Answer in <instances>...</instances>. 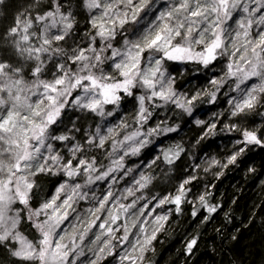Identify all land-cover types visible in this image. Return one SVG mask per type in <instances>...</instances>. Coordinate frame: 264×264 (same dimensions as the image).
<instances>
[{"label": "snow or ice", "instance_id": "obj_1", "mask_svg": "<svg viewBox=\"0 0 264 264\" xmlns=\"http://www.w3.org/2000/svg\"><path fill=\"white\" fill-rule=\"evenodd\" d=\"M2 2V0H0ZM84 6L89 9H100L101 15L93 17L90 21L91 27L96 29L95 35L90 37V46L74 51L68 59L72 65H79L73 71L64 63L55 64L59 72L51 81L40 79L46 72V61H51L53 56H67L68 54L60 47H53L59 41L70 38L75 26V16L72 10L65 6L63 0H53L49 5L50 10L34 17L25 16L22 20L19 17L15 20V26L7 33V43L14 50V54L23 62H33V66L25 71L24 64L13 66L7 61H0V108L4 111L0 114V145L11 158V163L0 160V246L7 248L11 255L24 260L35 261L37 264H74L69 260L70 254H77L79 247L72 241L71 245L61 243L63 235H59L62 222L67 219V211L60 213L62 207H70L69 201L72 196L59 206L56 199L63 191L66 184H61L57 189L56 197L45 202L37 208L30 206L31 193L35 187V181L29 177H35L41 173L52 175L63 174L69 179H75L81 175L86 177V184H92L97 180L107 178L115 168H109L101 174L93 176L98 172L95 158H87L88 152L93 148H103L110 136L100 134L97 127L93 135L85 136L83 143L76 141L74 136L68 134H56L54 126L62 123L61 114L66 106L85 109L105 115V106H118L124 97H133L134 91L145 89V95H139L136 99L139 102L137 123L142 127L151 118L152 113L145 106L146 100L151 104L157 98L165 104L171 102L177 108L183 110L188 116L193 114L194 106L202 95L209 97L208 103H215L217 91L223 87L227 79L236 78L235 89L241 90L253 77L259 78L261 83L253 85L239 100L233 103V110L230 115L235 117L255 108L258 103V93H264V28L260 29L256 38H252L253 25L264 26V0H178L175 6L161 12L157 17L161 23L151 29L142 38L131 41L124 40V48H114L111 41L117 34V28L123 29L130 21L135 22L139 13L148 5V0H82ZM254 5V6H253ZM123 8L124 10H120ZM242 13L238 19H233L234 13ZM259 14V15H257ZM232 21L238 30L235 31L231 40L226 37L232 36L226 25ZM35 22V27H34ZM42 24V27H38ZM52 29H57L58 34H51ZM97 38L101 47L97 48ZM240 47L236 46L241 41ZM232 45L230 55H239L240 63H229L225 78L213 79L211 84L216 91L204 92L192 95L191 97L177 94L173 88L174 78L166 77V70L163 67L165 60L189 62L195 61L205 67L212 64L217 56H224L228 52V44ZM199 48V51L195 49ZM110 52V55L107 54ZM86 53H91L87 55ZM145 53L149 55L145 58ZM108 68L115 69V75L106 73L105 64ZM142 63L146 66L142 67ZM50 73V70H48ZM30 74L35 82L29 87L25 75ZM43 90L42 92L40 90ZM76 93L73 96V93ZM40 97L35 103L30 102L31 95ZM160 105H153L159 107ZM107 115H113L108 112ZM196 125H204L205 121L195 120ZM127 127V125H121ZM175 127H164L159 125L142 132L139 129L130 135L124 136L118 144H113V150L122 147L125 142L131 141L134 145L130 149L131 155H137L150 141L148 137L158 134L176 132ZM216 123L208 126L205 136L214 134ZM232 131L235 125H224ZM78 131V129H77ZM114 129L109 128L111 134ZM243 139L237 144H243L237 152L231 155L228 164H234L241 156L247 145L264 146V139L257 135L256 131L244 130ZM70 142L66 146L68 155H61L58 149L53 148V142ZM183 149L176 145L169 148L163 154V159L168 164H173L179 159ZM129 153H125L127 155ZM159 158V157H158ZM123 157L114 161L117 167H122ZM215 163V161H214ZM131 171V170H129ZM27 173V175H25ZM195 177L184 179L175 195L165 196L158 201L157 207L166 203L175 204L176 211H180V205L186 200L190 189L186 185L191 184ZM152 178L141 176L136 183L140 188L147 187ZM81 188L76 183L72 188L75 195ZM132 195V190H128ZM112 193L104 196L98 208L93 212L95 219L88 228L83 229L79 239L83 241L88 230L100 219L95 213L101 212ZM81 199L86 198L81 196ZM201 207L209 213L216 211L215 206H209L205 195L199 196ZM136 202L128 206H121L124 211L134 208ZM19 205V206H18ZM22 206V207H20ZM51 210V211H49ZM59 213V214H58ZM196 213L193 212V215ZM43 217V219H41ZM119 217L111 216L99 225L107 227L109 222H115ZM166 216L156 217L157 222L166 220ZM31 224L32 228L39 233L35 241H28L21 235L20 228L24 224ZM162 226V225H161ZM111 235L115 229L107 228ZM141 232L144 229H140ZM155 231L150 236H145L143 241H136L139 246V255L142 256L146 246L155 239ZM99 239V237H97ZM122 242L128 240V232L120 238ZM196 240L188 245L191 251ZM18 245V247H15ZM136 245L132 252H137ZM108 254L112 252L111 241L105 245ZM105 248L100 252L104 253ZM78 254H82L78 253ZM97 256V260L101 259ZM133 255L126 253L120 257L121 264L128 261L129 264H136Z\"/></svg>", "mask_w": 264, "mask_h": 264}, {"label": "trees", "instance_id": "obj_2", "mask_svg": "<svg viewBox=\"0 0 264 264\" xmlns=\"http://www.w3.org/2000/svg\"><path fill=\"white\" fill-rule=\"evenodd\" d=\"M103 1L101 0V2ZM63 2L66 7L72 10L76 23L70 38L53 45V47L64 49L68 55L63 56L61 59L59 58L57 61H51L50 66L52 68L50 67V69H56L54 65L59 63H64L68 67L73 68L77 66L71 64L68 56H71L74 51H78L81 48L86 49L90 46V37L95 35L96 32V29L91 27L90 21L93 17H99L97 16V11L95 13L89 9L86 11L82 0H63ZM52 3L53 0H2L0 2L1 59L13 66L20 65L7 43L8 30L15 26L17 17L23 20L25 16L34 17L37 14H43L45 11L50 10L49 5ZM155 15L156 11L151 12L149 16L142 15L138 17L133 24H126L123 29H120L122 30L121 35L115 36L111 41L113 47L122 49L125 39L145 33ZM242 15L239 12L234 13L233 19H238ZM141 17L144 19L140 20ZM233 25L234 23L229 21L226 27L230 30ZM38 27H42V24ZM257 32L256 27H253L252 36L256 35ZM51 34H58V30L52 29ZM233 36L234 33L232 36L226 37V39L231 40ZM230 45L231 43L228 46ZM95 46L97 48L102 46L99 38H97ZM231 52L232 46L228 48L226 55L220 56L213 64L207 67L197 62L185 63L183 69L189 76L173 85L176 93L183 91L189 84H196L202 89L203 93L216 91V87L211 84V81L225 78V73L228 70L227 65L234 63L230 57ZM107 54L110 55V52ZM110 63L111 61H107L105 68ZM73 68L71 69L74 70ZM27 79L29 83L32 81L30 78ZM235 81L236 78L227 79L223 87L217 91L215 103H208L209 97L202 95L201 99L196 102L191 116H188L171 102L165 104L157 98L150 104L146 100L145 106L152 113V116L142 127L136 120L139 110V102L136 97L139 96V93L145 95V89L134 91L133 97H124L118 106L106 105L104 116L89 112L78 116L79 118L76 120L79 121H76L75 126L79 127V135H81L83 140L87 134L84 131L87 129L86 126L93 128L96 124L100 125L101 135L110 136L103 148L93 147L88 152L87 158H95L96 168L99 170L93 173V176L101 174L109 168L116 169L107 178L92 183V188H90L91 184L85 183L86 177L81 175L75 178H80L82 183V188L75 195H73L72 191L64 194L59 193L61 195L60 199L63 200L70 195L73 197L70 202L73 206L68 211V215L70 219H75L72 224L77 225L78 231H81L79 222L82 221L87 224L92 210L99 207L100 202L107 193H112L105 206L112 202L116 203L117 206L114 210H111L110 214L111 216L119 217L115 222H111L113 223V229L117 228L119 231L114 235H104L103 230L98 228V226L88 230L92 235L97 232L99 237L97 248L111 241V254H108V250L105 248V252L100 253L102 258L99 259L98 264H114L117 257L124 255H119L123 247L132 245L140 237V229L144 227V224L140 225L141 222L146 221L147 218L150 220L149 223L151 222L150 214H147L153 208L161 211L167 219L164 220L152 252L147 256L148 260L146 262L148 264H264V146L247 145L244 153L237 158L234 164L226 163L221 169L203 178L205 198L208 205L213 206V201L218 196L222 197L221 203L214 205L216 211L210 214L209 222L206 223L205 227L199 223L200 216L196 217V214L193 215V212H196L195 206L188 202V195L186 200L179 206V212L176 211L177 206L175 204L166 203L159 207L156 206L160 199L176 194L177 180L172 174L171 166L163 159V154L169 148L176 146L173 140L192 124L198 114L207 110L210 113L213 112L212 114L215 118L217 117V127L214 130V134L205 140L204 151L217 146L224 148L236 142V139L238 141L242 140L244 130L256 131L257 135L264 139V93L258 94V103L254 109L239 116L231 117L230 113L233 110V105L229 103L231 101L230 84ZM249 85H241V88H249ZM244 92H247V90ZM153 105L160 106L153 107ZM108 112H113V115L110 116L113 124L112 122L109 124L105 123ZM69 113L75 115V113ZM69 113H64V117L68 116L66 123L71 121ZM80 120H83L82 124ZM102 123L110 126V128L114 129V132L109 134L108 127L103 129ZM122 124L127 125V127H121ZM158 125L161 129L177 125L179 127L176 132L164 133L161 131L148 137L150 142L137 155L130 154L131 147L136 146L131 141L125 142L122 147H117L113 150V144H118L123 140L124 136L130 135L137 129L146 133L148 129L155 128ZM224 125H235L236 127L233 131H229L224 129ZM225 130L230 134L229 136H227L228 134H225V136L219 134V132H226ZM56 134L70 135L73 133L68 130L67 132L56 130ZM53 144L61 155H63L60 150L61 147L65 149L66 146H69L67 141L53 142ZM241 147H244V145L241 144L239 149ZM126 152L129 154L125 155ZM63 156L66 157L67 154ZM121 157H123L122 167H117L114 161H119ZM156 157H159L158 161L153 163ZM142 175L152 178L151 183L145 188H140L136 183L141 179ZM29 178L35 181V187L32 190L30 199L32 208H37L56 197L57 189L62 183L75 184V179H69L62 173L59 175L41 173ZM129 189L132 190V195H129ZM257 189L261 191L257 192ZM81 196L86 198L81 199ZM133 201L136 202L134 208H128L127 211L122 209V205L128 206ZM147 202L148 206L143 210ZM95 215L100 217V219H97L99 220V225L104 218L109 220V215L104 209ZM30 228H32L30 224L22 226V229L29 234L31 232L28 231L32 230L34 237L36 233ZM238 228L240 229L239 233L235 236V231ZM125 230L128 232V240L122 242L120 238L124 236ZM104 239L106 240L104 241ZM194 239L196 244L189 251L188 245ZM128 253L130 254L131 251L129 250ZM0 264H30V262L11 257L6 248L0 246Z\"/></svg>", "mask_w": 264, "mask_h": 264}, {"label": "rangeland", "instance_id": "obj_3", "mask_svg": "<svg viewBox=\"0 0 264 264\" xmlns=\"http://www.w3.org/2000/svg\"><path fill=\"white\" fill-rule=\"evenodd\" d=\"M104 2H105V0L102 3H104ZM108 2H110V0H108ZM177 2H178V0H148L147 7H145L139 13L138 17H140L142 15L149 16L151 12L156 11L155 18L149 24L148 30L145 33H142V34H139L137 36L131 37V38L127 39V40L135 41V40H138V39L142 38L151 29H153L155 26H157V25H159L161 23L159 20H157V17L159 16V14L161 12L169 10L171 7L175 6V4ZM120 10H124V9L121 8ZM86 11H88L87 8H86ZM90 11H92L94 13L97 11V16H100V13H101L100 9H92ZM143 19L144 18L141 17L140 20H143ZM129 23L133 24V22H131V21ZM253 27H256V32L259 31L260 29L264 28V26H258V25H255V24L253 25ZM117 29H119V30H117L116 36H119V35H121L122 30H120V28H117ZM236 30H238V29H237L235 24L232 26V28L230 30L228 29V31L231 32L232 34L235 33ZM252 38L255 39L256 35L252 36ZM242 40H243V38H241V41H239V43L236 42V46L237 47H240V43L242 42ZM9 46H10V44H9ZM230 46H232V45H230ZM230 46H228V48ZM10 48H11L13 54H14V50L12 49L11 46H10ZM123 48H124V43H123V46H122L121 50H123ZM195 50L199 51L200 49L196 48ZM86 54L87 55H91V53H86ZM148 55H149L148 53H145V58H147ZM239 55H240V53H237L236 56H232V55L230 56L233 59L234 64L235 63H240V61L238 59ZM14 56H15V58H17V60L19 61L20 64L21 63L24 64V68H25L26 72L28 71V69H30L33 66V62H30V61L29 62H23L22 59L17 57L15 54H14ZM219 57L220 56L218 55L217 59ZM59 58L61 59V58H63V56H53V59L51 61H57V60H59ZM0 61H4V60L0 58ZM51 61H47L46 62L47 71L45 72L44 75H42L40 77V79H43V80H46V81H51L54 78V76H58L59 75V72L57 71V69H54V68L50 69ZM215 61H213L212 64ZM189 62L193 63L195 61H189ZM185 63H187V62L167 61V60L164 61L163 67L166 70V77L165 78L167 79L168 76L173 77L174 78L173 85L176 82H178L180 80H183L187 76H189V75H187V72H185L184 69H183V65ZM178 64H180V65L177 66ZM144 66H146V65H144L142 63V67H144ZM78 67H79V65L77 64L76 67H74V68L70 67V68H73L74 69L73 71H75ZM48 70H50V73H49ZM105 71H106V73L111 74V75H115L118 78V74L116 73L115 69L107 67V68H105ZM27 78H30V80H32V81L29 83L27 81L28 80ZM25 80L28 82L29 87L35 82V78L32 77L30 74L25 75ZM235 82L230 84V87H231L230 99H231V101H233V103L238 102L239 100H241V98L243 97L242 96L243 92L245 90L248 91L253 85H258V84L261 83L259 78L253 77L249 81L245 82V84H250L249 88L248 87H244V88H241V90H236L235 89ZM245 84H243V85H245ZM40 91L42 92L43 90L41 89ZM197 92L203 93L202 89H200L198 86H196V84H189L188 86L185 87V89L183 91H180L178 93V95L179 94H183L184 96L191 97L192 95L196 94ZM244 93H246V92H244ZM72 95L75 96L76 93L74 92ZM139 95H143V94L139 93ZM224 96H226V95H224ZM38 98H42V97H40L39 93H37V95H31L30 96V102L31 103H35ZM3 111H4V109L0 108V114H2ZM67 111L75 113V115H73V114H71V113H69ZM63 112L66 113V114L69 113V115L71 116V118H70L71 121L70 122L66 123V121L68 119V116L64 117V113ZM63 112H62L61 118H60L62 123H58V125L54 126V128H56V130H60V131L64 130L66 132L68 130L70 133H73V134H70V135L74 136L76 138V141H79V142L83 143L84 140L81 137V135H79L80 134V129H79V127L77 128L75 126L76 121H79V120H76V119L79 118L78 116L80 114H86L87 112H89V113H94V112H90V111L85 110V109L72 107L71 106V98H69V105L66 106V108L63 110ZM212 113L213 112L210 113L207 110H205L202 113L198 114L195 120H197V119L203 120V121H205V124L204 125H196L195 122H194L195 120H194L192 122V124H190V126L185 131L179 133L176 136V138L173 140V142L176 145H179L183 149L179 159L175 160L173 164H169L171 166V168H172V174L176 177V180H177L175 193H176L180 183L184 179H187V178H190V177L194 176L195 179L192 180L191 184L186 185V188L190 189L188 197H187L188 198V202L191 205H194V206L196 205V207H198V203H199V199L198 198H199V196L200 195H205V190H204V187H203V184H204L203 178L206 175H209L211 173H214L218 169H221L227 163L229 157L239 150V147L241 145V144H237L236 143L238 141L236 139V142H233L230 145L225 146L224 148L217 146V147H214V148H210L207 151L203 150L204 149L205 140L212 135V134H209V135L205 136V132H207L208 126L211 123H216L217 122V120H216L217 117L215 118ZM231 117H233V116H231ZM82 122H83V120H80L81 124H82ZM111 122L113 124V121L111 120V117L108 115L107 119L105 120V123L109 124ZM105 123H102V125H103L102 128L106 129V127H108L107 128V130H108L110 128V126L106 125ZM86 127H87V129L84 130V131L87 134L85 136H88V135H93V133H95L96 128L100 127V125L96 124L93 128H91L90 126H86ZM77 129H78V131H77ZM224 129H226V128H224ZM224 129H222V130H224ZM91 130H92V132H91ZM225 131L226 132H224V133L223 132H219V134H223V136H225V134H228L227 136H229L230 134L227 133V130H225ZM101 133L102 132H100V134ZM78 135H79V137H78ZM67 143H69V146H70V142H67ZM53 148L55 149L54 144H53ZM60 150H61L63 155H66V154L68 155V153L66 151V148L63 149V147H61ZM0 160L4 161L5 163H11L12 162L11 158L7 155V153L4 152L2 145H0ZM157 161H158V157H156L154 159L153 163H156ZM214 161H215V163H214ZM25 175H26V173H25ZM0 178H2V174H0ZM74 182H75V184L79 183L81 185V188H82V183L80 181V178L75 179ZM75 184L74 183L72 185L70 183L66 184L65 189L63 191H61V193L64 194V193L71 192L72 188L74 187ZM92 187H93V184L90 185V188H92ZM259 191H261V190L257 189V192H259ZM60 197H61V195H59V197L56 199V205L57 206L61 205L63 203V201L65 200V199L64 200L60 199ZM221 200H222V197L218 196L215 199V202L218 203V205H219L221 203ZM70 202L71 201H69V203ZM70 205H71L70 207H67V206L62 207L60 209V213H63L65 210L68 213V211L72 208L73 204L70 203ZM116 206H117L116 203L112 202L110 204H107V206L104 207V210H106L107 214L109 215L111 210H114ZM147 206H148V202L145 203V205L143 207V210H144V208H147ZM20 207H22V206H20ZM192 208H194V207H192ZM49 211H51V210H49ZM94 211H95V209H93L92 212L90 213L87 224H84L82 221L79 222V224L81 225V231H78L77 225L72 224V223H74L75 219H70L69 215H67V219H65L62 222V224L60 225L59 229H57V232L59 233V235H63L64 236V240L61 241V243L71 245L72 241H75V244L79 246L76 249V253L77 254H70V256H69V260H72L74 262V264H98L99 260H97V256L101 255L100 254L101 253L100 252V248H105L106 244H104L102 246H99L100 248H97L98 241H99L97 239V237H98L97 236V232H94L93 235L90 232H87V234L85 235L83 241H81L79 239V236L81 235L83 229L88 228L89 223L92 220L95 219L94 218L95 216H93V212ZM147 215H149V217H151V222L149 223L150 220L148 218L146 219V221L145 220L144 221L141 220L142 222H141L140 225L144 224V227H143L144 231L140 232V237L137 238L132 245H125L123 247V249L121 250V252L119 253V255L120 254H124L125 255L130 250L131 251L130 254L133 255V257H139V258L136 259V264H148L146 262L148 260L147 256H149L150 253L152 252V250H153V248L155 246L156 238L159 235L160 230H161V228L163 226V223H164V221L157 222V220H156V217L164 216L163 213L161 211H159V210H155L153 208L152 211H150ZM197 216H199V215L196 213V217ZM200 218H201L199 220L200 225L205 227L206 223L209 222V217H206V216L203 215ZM41 219H43V217ZM105 220L106 219L104 218L102 221H100V224L103 223ZM97 223H98V225H97ZM70 224H72V225L70 226ZM22 226L20 228L21 235L23 237H25L28 241H33L34 242L35 239H37L39 237V233H37L33 228H30V230L33 229L35 231L36 235L34 237H33V233L34 232L32 230L28 231V232H31V234H29V233H27V231H24L22 229ZM97 226H98V228L103 230V234L104 235L108 234L107 228L110 227V228L113 229V223H111V222H109L107 227L101 228V227H99V220H95V224L91 228H94V227H97ZM114 229L116 231H114L112 233L113 235L116 234L119 231L117 228H114ZM239 230L240 229L238 228L237 231H235V236H236L237 233H239ZM153 231H155V233H156L155 234V239L151 241V244L146 246V250L143 252L142 256H140L139 255V246L136 245V241L140 240L142 242L144 237L145 236H150L153 233ZM105 240L106 239H104V241ZM104 241H102V242H104ZM134 245H136V247H137V252H132V250H131ZM15 247H18V245H16ZM6 250L11 255V252L7 248H6ZM81 252H82V254H78V253H81ZM11 257L17 258V257H15L13 255H11ZM120 257L121 256L116 258V261H115L114 264H121ZM17 259H19V258H17ZM27 262H30V264H37V262H35V261H27ZM123 264H129V262L128 261H124Z\"/></svg>", "mask_w": 264, "mask_h": 264}, {"label": "bare ground", "instance_id": "obj_4", "mask_svg": "<svg viewBox=\"0 0 264 264\" xmlns=\"http://www.w3.org/2000/svg\"><path fill=\"white\" fill-rule=\"evenodd\" d=\"M245 93H243V95H244ZM242 95V96H243ZM213 206L215 205H217L216 204V202L215 201H213V204H212ZM195 213H197L200 217H202L203 215L204 216H206V217H209L210 218V214L211 213H209L208 211H207V209L206 208H204V207H201V205H200V203H198V207H196V205H195Z\"/></svg>", "mask_w": 264, "mask_h": 264}, {"label": "flooded vegetation", "instance_id": "obj_5", "mask_svg": "<svg viewBox=\"0 0 264 264\" xmlns=\"http://www.w3.org/2000/svg\"><path fill=\"white\" fill-rule=\"evenodd\" d=\"M180 64H178L177 66H179Z\"/></svg>", "mask_w": 264, "mask_h": 264}]
</instances>
